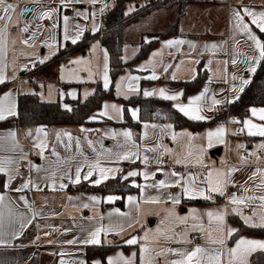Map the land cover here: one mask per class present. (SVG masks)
Instances as JSON below:
<instances>
[{"label":"crops","instance_id":"crops-1","mask_svg":"<svg viewBox=\"0 0 264 264\" xmlns=\"http://www.w3.org/2000/svg\"><path fill=\"white\" fill-rule=\"evenodd\" d=\"M153 1L155 3L148 7L145 16L131 22L125 28V43L120 53L122 63L133 61L139 54L142 43L159 38V34L169 27L178 11L179 5L176 2L161 6V3L165 0ZM114 2L115 0H97L93 4L91 0H83L81 3H71L67 7H64L61 0H21L20 4H17V0H7V3H12L16 7L15 12L12 14L11 22L6 26L5 40L7 43L3 61V73L6 76V80L3 84H0V99L11 93L12 99L9 103L16 105L17 115L0 121L2 123L10 120L7 123L0 124V135L4 137L3 146L5 148V151L0 152V157L18 161V164L14 163L9 167H18L19 175L13 179L11 186L8 187L7 177L2 174L5 176V190L0 194L9 197L16 208L25 215L31 217L33 212L38 213V215L34 219H31L30 223H28L17 238L11 239V242L5 246H0V264H60L62 260L65 261V264H73V262L78 264L79 261H83L84 264H108L110 258H116L121 254L125 258H131L133 253L136 254L135 264H142L143 253L141 252V248L145 243L143 240L145 233L149 237V246L155 249L156 252L167 249L191 251L197 246L206 249L221 247L208 243L205 234L191 230L192 221L189 220V217L192 215L193 210L200 215V219L205 224V227H207L208 220L206 213L208 211L215 212L227 209L225 222L227 227L234 231L228 238L227 243L222 246L224 251V255L221 257L222 264L228 258V250L235 247V243L239 239L264 241V237L243 235L235 242L230 243V239L239 229V225L234 219H238L248 226L243 217H251L253 221L258 222L260 216L264 214V208L260 207L259 200L250 203V209L245 205L236 206L229 202V198L233 195H264V189L257 187L260 183V177H253L257 168L264 171V156L258 160V165H252L242 156L244 149L259 151L258 145L264 143V137L249 136L244 123L241 124L243 131H239L238 123L227 121L226 123L206 126L194 132L189 128L176 129L172 123L168 122H145L150 126L145 129V123L142 124L140 138L137 140L131 128L120 125L124 121V112L120 119L110 120L107 117H103L98 121L89 119V124L86 125L57 127L53 140H50L47 129L44 126H40L47 132L46 137L43 134H39L41 142H46V148L43 153L40 152L39 148L34 146L37 142L38 134L36 132L31 139L27 141L21 140L19 125L15 119L18 118L19 114V96L21 94H33L27 90L29 87H37V89L39 86L44 87L43 96L46 100H41L40 93L36 92L35 94L38 98L45 102H59L64 108H66L65 106L71 108L69 101H84L94 94L97 86L103 87L104 52L105 50L107 51L103 45V38H101V35L103 37L106 33L103 28V15L109 7L114 5ZM149 2V0H135L129 12L131 13L134 11H130L131 9H135L139 5L144 6L145 3ZM243 8L262 12L264 11V0H189L185 5L184 15L180 19L178 33L162 39L147 58L126 66L115 80L112 79L110 74L109 54L107 51V68L110 81L108 89L113 88V94L121 100H128L130 97L140 94L143 95L144 90L167 88L170 94L182 92L183 95L180 101H170L175 107L177 103L187 104L189 98L201 94L205 88H208L209 94L205 101L202 102L206 109L211 107L213 95H215L217 100L222 101L217 106L229 105L232 103L230 101L237 100L235 97H240L242 94V92H233L231 90L233 85L239 86L240 83L239 79L232 81L231 77L236 75L237 77L252 80L254 75L246 71L245 62V56L256 54L250 46L251 42L246 41L243 34H237L233 29V12L242 10ZM25 9L28 11H23ZM54 9H60V11L58 14H54L51 19H38L42 12ZM77 12L87 14V19L83 15H77ZM143 12L145 11L141 13ZM93 13H96L95 17ZM57 15L59 16V27L54 25ZM65 15L69 17L71 35H75L76 32V29L73 27L74 25H79L84 29L77 43L81 42L86 36H90L91 39L86 43L83 50L72 53L64 59L65 54L62 53L63 50L72 45L71 40L67 42L63 40V16ZM26 22L30 24L29 31L23 32L22 29ZM245 22L250 23V18L245 17ZM94 23L99 25V31L93 34ZM0 26L3 25L0 24ZM37 26H39L38 30ZM252 28L259 36V30L254 25H252ZM49 29L51 31H48ZM33 32L37 33L35 41L30 40L29 44H24L23 40L27 39ZM234 36L236 40H239L238 45L233 39ZM53 37L56 47H46L45 43H52ZM173 39H183L186 43L181 45L179 49L175 47L171 49L167 48L165 46L166 43ZM189 43L194 44L195 48L190 49ZM213 44L217 46L215 49L210 47ZM205 45L209 47L205 49ZM125 58H127L126 61ZM78 59L85 60L87 63L79 65L72 63V61ZM233 59L237 60L235 65L232 64ZM40 60H43L44 63H40ZM194 61H198V63ZM208 61L212 63L209 64ZM29 65L35 66H32L33 70L28 69ZM168 65H171V67H168ZM141 66H147L148 70L137 71ZM199 66H202V71L207 73V79L197 91L184 97L185 84L197 78ZM153 68H155L159 79L142 78L139 82L141 90L139 94H129L128 99H125L123 96H117L115 86L121 82L122 77H126L129 74L141 77L150 76ZM24 75H30L34 82H23L17 85L19 78ZM173 75L176 76L175 80L172 79ZM73 92L76 93V98L72 97L71 94ZM85 93H88L87 97H85ZM152 97L159 98L158 95ZM104 104H116L124 108L121 101L111 98L106 99ZM130 109L139 110L138 107L133 106ZM101 110L102 107L95 115ZM109 112L114 116L116 115L111 112V109H109ZM202 115L206 119L201 122L210 121L216 116L215 109L206 110ZM247 119H252L254 123H264L259 121L258 118L252 117L251 111ZM134 120L137 121L136 119ZM106 121H111V123H107ZM151 125H156V128L153 129ZM168 125H171V129L168 128ZM219 127L226 129L223 141L217 142L216 138H213L214 142L209 146L207 133L215 131ZM82 129L89 131H82ZM162 129L164 131H161ZM10 131L16 133L15 142L18 143L19 149H23V152L19 149L7 151L13 143L7 135ZM123 131H131L133 133L134 141L142 146L140 149L141 155L149 157L148 165L143 164L141 159H136L134 163L126 160L119 161L118 163H109L107 160H102L101 164L105 167H118L122 169V171L115 174L114 178L126 180L131 187L133 183L138 185L156 183L162 179H166L164 173L171 172L185 176L193 174L199 177V181H204L209 171H227L230 166H234L238 171L231 173L230 179L235 185H243V194L235 193L233 191L234 186L232 185L227 187L226 193L223 196L211 193L212 199L209 200L188 198L184 195L181 186L159 190L146 188L143 191L138 187H133L136 190L129 193L102 194L69 191V188L81 185L98 186L109 179H114L110 177L97 185L93 182L98 179V175L94 174L85 180L84 174L88 171L86 165L83 166L81 182L78 184L71 182L67 178L60 179V175L64 169H70L74 178L76 167L83 165V157L79 155L80 150H83L84 154L89 157V162H92L91 158L95 156V153L87 146L86 141L89 139L93 141L98 151L101 150V144L104 149H110L113 152L122 151L117 145L124 143V138L119 135L112 138L110 134L112 132L120 133ZM145 131L148 133L147 138H144ZM65 132L71 134L73 137L72 147L68 151L65 150L63 143H59L56 139L57 134ZM170 132L177 134V141L171 139ZM181 133L190 134L192 139L189 140L188 137H181ZM76 139L81 141L80 148H77L75 144ZM61 140L66 143L67 137L62 136ZM161 143L165 148L171 150L172 154L163 155L161 163L158 164L156 163V159L159 154L153 151H145V146L153 148ZM189 144L192 145V150L200 156L204 166H201L196 161L195 156L192 163H188L186 166L185 155L188 152ZM241 145L243 147H240ZM54 147L59 153V159L57 156L52 155ZM220 148L222 149L221 156L217 158L212 157L211 153ZM261 151L264 152V150ZM21 156L26 158L20 159ZM242 157L247 161L246 163L242 161ZM178 159L180 163H177ZM126 166L127 168L125 169ZM36 167H39L41 171L37 172L35 170ZM30 168L31 171H29ZM57 169H60V171H57ZM53 171H57L55 181L51 179ZM130 171L155 173V178L154 180L144 181L143 176L138 175L123 179ZM29 177H31L34 184L39 185L40 190H37L34 186H30L23 192L16 191L15 189L22 183L27 182ZM169 179L174 183L176 177H170ZM53 182L56 184L55 190L52 189ZM60 184H64L65 187L60 188ZM245 189H249V191L246 193ZM110 195L117 196L119 199L108 203L107 197ZM21 196L27 199L31 208L19 199ZM128 196H136L138 202L141 197L159 196L162 201L167 202H140L139 211H137L134 206L128 204ZM169 196L179 197L180 202L174 205L168 199ZM91 197H96L99 203L90 200ZM85 204L89 205V207H84ZM237 208H239L243 216L235 214ZM130 209V218L116 215L109 217V213H115L116 211L129 213ZM170 212H174L175 215H170ZM182 214H186V216L182 217ZM177 216L188 220V224L180 223L176 218ZM110 223L113 226L123 225L124 230L119 235L111 232L105 236L102 233L100 237L101 242L98 245H86L79 242L84 240L96 227L100 225L107 227ZM49 229H56V234H49ZM158 229L168 230L169 235L173 232L175 234L187 232L185 239L191 242H178L177 239L168 240L165 236H157ZM214 235L219 234L214 233ZM132 238H137L138 243L135 245L128 244L127 241ZM73 240L77 241V243H67ZM90 247L114 248L103 258L101 254H93L88 257V249ZM261 252L264 251L257 250L252 253L248 258V264H251L252 257ZM60 253H65V255L62 256ZM177 258L172 252H166V254L155 255L154 264H170V261Z\"/></svg>","mask_w":264,"mask_h":264},{"label":"snow or ice","instance_id":"snow-or-ice-1","mask_svg":"<svg viewBox=\"0 0 264 264\" xmlns=\"http://www.w3.org/2000/svg\"><path fill=\"white\" fill-rule=\"evenodd\" d=\"M83 0H61V3L64 7H67L71 3H81ZM93 4L97 2V0H91ZM15 5L12 3H7V0H0V24L3 26H0V84H3L6 80V76L3 73V61L4 56L6 53V26L11 22L12 14L15 12ZM107 7V5H105ZM135 10L131 9L130 11ZM23 11H28L27 9ZM60 9H54L49 11L42 12L38 19H45L49 18L51 19L54 14H58ZM243 13V14H242ZM23 14V12H22ZM77 15H83L85 19H87V14L77 12ZM96 13H93V16L95 17ZM245 17L250 18V23L245 22ZM233 29L234 32L237 34H243V36L246 38V41L251 42V47L254 49L255 55L252 56H245V62H246V71L255 74L257 67L260 65L261 62H264V42L259 38V36L253 31L252 25L255 26L256 29L259 30L260 33H264V11L262 12H256L248 8H243L239 11L233 12ZM54 25L56 27H59V16L57 15V20L54 21ZM30 24L25 23L24 27L22 29L23 32L29 31ZM76 29L75 35L70 34L69 29V17L67 15L63 16V40L65 42L71 40L72 44H76L77 41L80 39L84 29L81 28L79 25L73 26ZM39 26H37L38 30ZM48 31H51L49 29ZM93 34L97 31H99V25L95 24L93 25ZM36 32H33L27 39L23 40L24 44H29V41H35L36 39ZM235 43L238 45L239 40L235 39V36L233 37ZM151 42V41H148ZM186 41L183 39H173L171 41H168L166 43L167 48H177L183 44H185ZM46 47L49 48H55L56 42L54 37L52 38V43H45ZM190 49H194L195 45L189 43ZM209 46L205 45V49H207ZM213 49H215L217 46L215 44L211 45ZM54 54V53H53ZM104 58H105V67H104V75H103V87L105 89L109 88V76H108V68H107V59L108 54L105 50L104 52ZM127 58H125V61ZM40 63H44L43 60L39 61ZM195 63H198V61H194ZM73 64H84L87 63V61L78 59L75 61H72ZM209 64H211V61H208ZM226 63V62H225ZM237 63L236 59L232 60V64L235 65ZM26 67V66H25ZM168 67H171V65H168ZM147 66H141L137 71H147ZM178 71V69H177ZM151 79L156 80L159 79V76L155 72V68L152 69V74L150 76L141 77L139 75H131L129 74L126 77L121 78V82L117 84L116 87V94L117 96H123L125 99L129 98V94H139L141 92L139 88V82L141 79ZM172 79L175 80L176 76L173 75ZM239 79L240 83L239 86L233 85L232 91L233 92H243L244 87L251 83L250 79H245L243 77H237L236 75H233L231 77L232 81H236ZM126 81V84H125ZM211 83V81H209ZM35 94V93H33ZM209 94V89L205 88L203 92L195 97L189 98L187 104L183 103H177L175 105L176 109L182 113L185 117L195 120V121H202L205 120L206 117L202 115V113L206 110H213L215 106L222 103V101L217 100L215 98V95L212 96L211 99V107L205 108L202 104L203 101H205L206 97ZM73 98H76V93L73 92L72 94ZM88 93H85V97H87ZM143 95L145 97H152V96H159L160 99L165 101H180L181 96L183 95L182 92L180 93H173L170 94L169 90L167 88H160L158 90H144ZM239 97L236 96L235 99H238ZM12 99V94L8 93L5 95L2 99H0V121L5 120L8 117H13L17 115L16 111V105L14 103H9V101ZM230 102H234L230 101ZM66 110L71 111V108L68 106H65ZM109 109H111L112 113H115L116 115H112L109 112ZM125 109L122 107L117 106L116 104H104L102 106V110L97 113L96 115L92 116L90 120L92 121H98L100 118L107 117L108 119H120L124 113ZM130 114L132 118L139 121V110L138 109H129ZM251 116L258 118L259 121L264 122V108H255L253 107L251 110ZM233 123H238V121L233 120ZM150 125L147 123L144 124V128L147 129ZM244 126L247 129V134L249 136H259L264 137V123H254L252 119H247L244 121ZM153 129L156 128V125H151ZM168 128L171 129V125H168ZM37 135V142L35 143V147L39 148L40 152L43 153L46 148V142H41L39 134H43L45 137L47 136V132L43 127L37 128L36 130ZM82 131H89L87 129H82ZM161 131H164L163 129ZM226 129L224 127H219L215 131H210L207 133L209 146H211L214 142L213 138H216L217 142H222L223 137L225 134ZM243 131V128L241 129ZM31 134L30 132L28 133ZM8 137L13 141L10 148L7 149V151H16L19 149L18 143H16V133L14 131H10L8 134ZM112 138H115L116 136H122L124 138V143L118 144L117 147L122 149V151L113 152L110 149H104L103 145H100V151L97 150L96 145L93 143L92 140H87V146L91 149L93 153H95V156L92 157V162H89V157L84 154L83 150H80L79 155L83 157V165H78L76 167L74 178L73 175L70 172V169H64L61 172L60 179L67 178L73 183H80L81 182V172L83 169V166L86 165L88 168V171L84 174V179L87 180L90 177H92L94 174L98 175V179L95 180L93 183L100 184L103 181L115 177V174L117 172L122 171V169L118 167H105L102 166L101 161L107 160L109 163H118L119 161H130L135 162L136 159H141L143 164L146 166L149 163V157L147 155H141V145L137 144L133 139V133L131 131H123L120 133L112 132L111 134ZM67 137V142L65 143L63 140H61V137ZM171 139L173 141L178 140V136L175 132H170ZM181 137H188L189 140L192 139L191 135L188 133H181ZM148 137V133L144 132V138ZM3 135H0V152L5 151V148L3 146ZM56 139L59 143H63V146L66 151L70 150L73 144V137L69 133H59L56 136ZM75 144L77 148H80L81 141L79 139L75 140ZM240 147H243L241 145ZM259 150H264V143H261L258 145ZM21 152H23V149H19ZM145 151H153L157 152L159 155L156 159V163H161V158L163 155L168 154L171 155V150H168L163 146V144H159L156 147L153 148H147L145 146ZM52 155L57 156L59 159V153L57 152L56 148L54 147L52 149ZM195 156V159L197 162L200 163L201 166L203 165V162L199 155H197L192 150V145H188V152L185 155V161L186 166L188 163H192L193 157ZM250 156H256V153H250ZM26 157L21 156L20 159H24ZM135 158V159H134ZM243 162H247L244 160V158H241ZM258 159V156H257ZM67 162V161H66ZM14 163L18 164V161H14L10 158L0 157V174H4L7 177L8 187L11 186V182L17 175H19V168H10V165H13ZM177 163H180V160H177ZM37 172H40L41 169L39 167H36L35 169ZM31 171V168L29 169ZM57 171H60V169H57ZM57 171H53L51 174V179L53 181L57 178ZM238 171V169L234 166H230L227 171L224 170H216V171H209L206 175V178L204 181H199V177L193 174H187L180 175L175 172L171 173H164L166 179H162L156 183H145V184H136L133 183L132 187H138L143 191L146 188H155V189H165L173 186H181L182 191L184 195L188 198H202L205 200L212 199L211 193H217L221 196L225 195L226 189L229 185L235 186V184L230 179V174ZM143 176L144 181L154 180L155 173H149L147 171L144 172H137V171H130L126 176L123 177V179H128V177H135V176ZM259 176L260 177V183L257 185L258 188L264 189V171L257 168L256 172L253 174V177ZM170 177H176L175 182L173 183L169 178ZM182 182V183H181ZM30 186H34L37 188V190H40L38 184H34L31 177L27 179V182L22 183L17 189H15L18 192H23L25 189H28ZM64 184H60V188H64ZM56 184L53 182L52 189L55 190ZM249 189H245V192L247 193ZM23 201V203L31 208L29 205V202L27 199L23 196L19 198ZM119 199L117 196L110 195L107 197V202L112 203L115 200ZM174 205L178 204L180 202L179 197H171L168 198ZM90 200L99 203L98 199L96 197H91ZM259 200L260 207L264 208V195L261 196H236L233 195L229 198V202L233 205L240 206L250 204L254 201ZM128 204L130 206H134L137 211H139V203H161V202H167L162 201L159 196L156 197H141L138 202V198L136 196H128L127 197ZM84 207H89V205L85 204ZM170 215H175L174 212H170ZM236 215L243 216L242 212L237 208L235 210ZM38 215V213L33 212L31 217L25 215L24 213L20 212L14 203L7 197L6 195L0 194V246H5L11 242V239L17 238L18 235L24 230V228L30 223L31 219H34L35 216ZM116 215V216H124L126 218L131 217V209L129 213H122L119 211H116L115 213H109V217ZM227 215V209H222L219 211H208L206 213L208 224L207 227H205V224L200 219V215L196 213L193 210L192 215L189 217V220L192 221L191 223V230L193 232H199L206 235L207 242L211 245H219L221 247H213L210 249H206L204 247L197 246L194 248V250L187 251V250H162L161 252H156L155 249L149 246V237L148 234L145 233L143 240L145 241L144 246L141 248V252L143 253V261L142 264H154L155 255H162L166 254V252H172L174 255H176L178 258L175 260L170 261V264H222L221 257L224 255L223 251V245L227 243L228 238L232 235L233 231L232 229L228 228L225 222V218ZM177 220L180 223H184L185 225L188 224V220L177 216ZM245 220V223L248 224L249 227L253 228H264V214L260 216V219L258 222H255L252 220L251 217H243ZM131 226V224H129ZM124 230L123 225H116L113 226L111 223L105 227L103 225H100L95 228V230L91 231L89 235L82 241H79L83 244H92V245H98L100 244V237L103 233L105 236H107L111 232H115L117 235L120 234ZM214 233H218L219 235H214ZM157 236H165L168 240L177 239L178 242H191L185 239L187 236V232L175 234L174 232L169 235L168 230H157ZM67 243L75 244L77 241H68ZM128 244L135 245L138 243L137 238H132L127 241ZM257 250L264 251V241L260 240H253V239H239L238 242L235 243V247L228 250L227 253V260L224 262V264H248V258L249 256L256 252ZM155 253V255H154ZM60 255H65V253H60ZM135 257L136 254L133 253L131 258H125L123 254L119 255L116 258H110L108 260V264H135ZM60 264H65V261H61ZM73 264H76V262H73ZM78 264H84L83 261H79Z\"/></svg>","mask_w":264,"mask_h":264},{"label":"trees","instance_id":"trees-1","mask_svg":"<svg viewBox=\"0 0 264 264\" xmlns=\"http://www.w3.org/2000/svg\"><path fill=\"white\" fill-rule=\"evenodd\" d=\"M135 0H115L114 5L109 7L103 15V28L106 33L103 35V45L109 54L110 74L113 80L125 69L126 66L133 62L145 59L151 51L155 49L159 42L171 35H176L179 30L180 19L184 15V8L189 0H165L161 6H166L169 3H177L178 11L176 12L173 21L163 32L159 34V38L151 42L142 43L141 50L135 59L128 63L121 61V48L125 43V28L131 22L145 16L150 5L155 3L149 0V5L138 6L133 12L129 9L133 7ZM142 11H145L141 13ZM139 14V15H138ZM261 40L264 42V33L258 32ZM91 39L86 36L81 42L69 45L63 50L64 59L72 53L81 51L85 48L86 43ZM207 79V73L202 71V66H199V74L197 78L185 84L184 97L197 91ZM111 98L121 101L124 105L125 115L124 121L120 123L122 126L131 128L135 134V138H140L142 124L145 122H168L172 123L176 129L189 128L191 131H199L206 126H211L219 123L227 122V114L221 112L216 114L214 119L206 122L193 121L181 114L170 101H165L155 97H144L143 95L130 97L128 100H121L113 94V88L108 90L100 85L97 86L94 94L88 99L71 100V111L62 107L59 102L41 101L36 94H21L19 96L18 118L19 134L21 140L27 141L33 137L35 130L44 126L50 136V140L54 139L57 127L60 126H81L89 124V119L101 109L106 99ZM139 108V121H135L130 114V107ZM223 109L229 108V116L237 119L238 124H243L250 116L252 107H264V62H261L256 70L251 83L244 89L240 97L227 106H222ZM4 121L0 124L9 122ZM111 123V121H106ZM31 133L30 135L28 133ZM127 166L125 167V169ZM5 190V176L0 174V193ZM69 191L95 192V193H129L136 189L131 187L126 180L120 178L109 179L108 181L98 186L81 185L75 188H69ZM234 221L239 225L238 231L230 239V243L235 242L243 235L264 237V228H252L244 225L238 219ZM114 247H90L88 249V257L93 254H101L104 258L106 254ZM251 264H264V252L252 257Z\"/></svg>","mask_w":264,"mask_h":264},{"label":"built area","instance_id":"built-area-1","mask_svg":"<svg viewBox=\"0 0 264 264\" xmlns=\"http://www.w3.org/2000/svg\"><path fill=\"white\" fill-rule=\"evenodd\" d=\"M20 2H21V0H17V4H20ZM101 38H102V35H101ZM28 69L33 70V67L31 65H29ZM23 82L33 83L34 81L31 79L30 75H24V76L19 78V80L17 81V85H19L20 83H23ZM214 109H215V114H219L221 112H225L226 114L228 113V108L223 109L222 106H216ZM233 120L237 121L236 118L228 116V118H227L228 122H232ZM241 129H242V127L239 124V131H241ZM253 152L256 153V156H250V153H253ZM242 156L245 157L252 165H258V163H259L258 160L264 156V152L261 150L250 151L248 149H244L242 151ZM257 156H258V159H257ZM233 191L237 194L242 195L243 194V185H241V184L235 185L233 188ZM250 207L251 206L249 204H247V208L250 209ZM48 232H49V234L54 235V234H56L57 231H56V229H49Z\"/></svg>","mask_w":264,"mask_h":264},{"label":"rangeland","instance_id":"rangeland-1","mask_svg":"<svg viewBox=\"0 0 264 264\" xmlns=\"http://www.w3.org/2000/svg\"><path fill=\"white\" fill-rule=\"evenodd\" d=\"M142 5V4H141ZM144 5H149V3H145ZM26 66V65H25ZM31 66H33V67H35L34 65H31ZM26 69V71H27V67L25 68ZM27 89V88H26ZM26 89H24V90H26ZM43 89H44V87H38V89H37V87L35 88V87H29V89H27L29 92H31V93H36V92H38V93H40V99L41 100H46L45 99V97L43 96ZM38 90V91H37ZM227 115L229 116V108H228V113H227ZM186 216V214H182V217H185Z\"/></svg>","mask_w":264,"mask_h":264},{"label":"water","instance_id":"water-1","mask_svg":"<svg viewBox=\"0 0 264 264\" xmlns=\"http://www.w3.org/2000/svg\"><path fill=\"white\" fill-rule=\"evenodd\" d=\"M221 154H222V149L220 148V149H217V150H214L212 153H211V155H212V157H220L221 156Z\"/></svg>","mask_w":264,"mask_h":264}]
</instances>
